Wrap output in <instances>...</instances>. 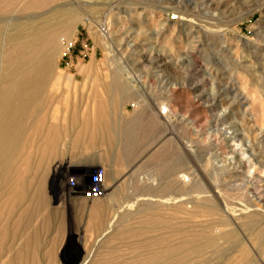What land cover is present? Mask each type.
<instances>
[{"label": "rangeland", "instance_id": "1", "mask_svg": "<svg viewBox=\"0 0 264 264\" xmlns=\"http://www.w3.org/2000/svg\"><path fill=\"white\" fill-rule=\"evenodd\" d=\"M62 9L78 15L57 37L53 58L70 82L50 98L48 118L55 124L65 113L67 135L46 164L43 184L33 173L29 191L44 208L32 209L15 248L48 220L33 252L39 261L52 257L48 264H264V0H51L15 18L38 24ZM67 41L69 51L60 56ZM110 79L161 112L166 135L147 157L164 149L167 160L157 163L158 187L146 181L122 192L133 175L125 171L116 193L88 201L67 184L76 171L64 163L78 157L69 117L79 94L103 96L106 85L118 84ZM85 101L82 113L91 99ZM155 175L146 171V179ZM204 204L210 213L197 210ZM100 207L101 220L93 212ZM215 219L235 233L218 241L219 253L148 262Z\"/></svg>", "mask_w": 264, "mask_h": 264}, {"label": "bare ground", "instance_id": "2", "mask_svg": "<svg viewBox=\"0 0 264 264\" xmlns=\"http://www.w3.org/2000/svg\"><path fill=\"white\" fill-rule=\"evenodd\" d=\"M50 2L51 0H0V264H48L52 258L49 256V259L39 261L36 256L37 261L33 254L41 244L40 232L45 226L47 230L51 225L48 220L25 235L20 246L16 245L19 247L15 248L16 242L20 241V232L32 224V209L38 211L44 208V204L38 201L39 198L35 199L36 195L29 191L35 180L33 173L37 169V180L43 184L46 164L52 160V156L58 154L57 144L64 132L61 131L65 129V123H68L63 111V116L59 113L62 118L57 120L60 122L53 124L54 121L48 118V110L52 106L50 98L58 92L60 84L63 83L66 87L70 82V78L54 67L53 58L57 56V37L61 33H68L70 24L78 16L77 12L62 9L53 12L51 18L38 24L32 21L18 22L15 18L20 12L34 13L42 10ZM61 14L69 15L70 20L57 22L56 18ZM59 42L63 43L64 39L60 38ZM69 45L68 41L62 45L60 56L68 50ZM54 115L52 119H55ZM65 132L63 136L67 135ZM55 168L57 171V167ZM20 207L22 210L19 212L17 209ZM197 210L210 213L205 204L198 206ZM102 211L104 212L102 207L93 209L95 217L100 220ZM216 220L210 224L212 226L201 227L188 235L178 245H165L161 254H152L148 262H153L162 255L175 256L177 259L183 254L201 255L205 251L217 253L218 241L235 238V233L233 230L223 231L222 227L226 224L222 225L220 219V223ZM209 228L214 231L210 232ZM243 255L247 257L246 252ZM144 261L146 264V260Z\"/></svg>", "mask_w": 264, "mask_h": 264}, {"label": "crops", "instance_id": "3", "mask_svg": "<svg viewBox=\"0 0 264 264\" xmlns=\"http://www.w3.org/2000/svg\"><path fill=\"white\" fill-rule=\"evenodd\" d=\"M114 81L118 84L106 85L103 96L96 90L77 96L79 100L72 107L69 124L73 129L71 150L77 152L78 157L66 159L64 163L69 171H76L70 177L87 176L88 170L92 173L96 169H102L106 187L104 197L117 192V183L125 171H133V175L128 176L122 192H134L129 189L130 186L134 183L146 184V181L158 187L161 178L157 172V163L167 160L164 149L162 154H154L151 159L147 157L152 147L160 146L166 135L161 112L157 107H148L145 101L127 95L123 85L119 84L120 80L110 79V82ZM86 98L91 99L90 107L82 113L80 107L86 103ZM148 170L155 172L154 178L149 176L146 179Z\"/></svg>", "mask_w": 264, "mask_h": 264}, {"label": "built area", "instance_id": "4", "mask_svg": "<svg viewBox=\"0 0 264 264\" xmlns=\"http://www.w3.org/2000/svg\"><path fill=\"white\" fill-rule=\"evenodd\" d=\"M69 48L70 46L67 52ZM67 184L71 193L88 201H94L106 195L102 169H96L87 176L69 177Z\"/></svg>", "mask_w": 264, "mask_h": 264}]
</instances>
